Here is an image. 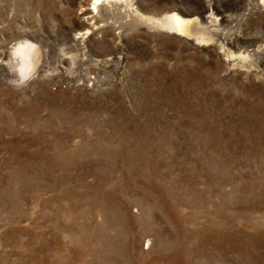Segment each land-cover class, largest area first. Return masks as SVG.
Here are the masks:
<instances>
[{
    "label": "rangeland",
    "instance_id": "1",
    "mask_svg": "<svg viewBox=\"0 0 264 264\" xmlns=\"http://www.w3.org/2000/svg\"><path fill=\"white\" fill-rule=\"evenodd\" d=\"M94 1L0 0V264H264V7Z\"/></svg>",
    "mask_w": 264,
    "mask_h": 264
},
{
    "label": "bare ground",
    "instance_id": "2",
    "mask_svg": "<svg viewBox=\"0 0 264 264\" xmlns=\"http://www.w3.org/2000/svg\"><path fill=\"white\" fill-rule=\"evenodd\" d=\"M117 1H123V0H95L94 1V8L95 10H103L108 5H113ZM259 2V7L262 9L264 7V0H256ZM258 4V3H257ZM263 6V7H262ZM256 7V6H255ZM258 8V7H257ZM91 9L83 5V8H81V17L85 18V15L91 12ZM263 10V9H262ZM212 13V12H211ZM196 14H191L184 10H174L172 11L165 21H163V26L167 27L170 31H175L178 33H184V34H192L193 33V23L198 22L199 20L207 22L209 25L213 23L215 20L214 17L211 14H204L202 16L194 18ZM84 35L82 36H76V38H80L81 40H84ZM188 38V37H187ZM197 39V38H196ZM189 40V39H188ZM198 42V41H197ZM201 45V43H199ZM214 51H216V47L212 48ZM248 52H256L257 48H249L247 49ZM12 52L16 57H19V60H21V68L20 73L22 76H25L29 68L31 67L34 60H37L40 56V52L38 50V47L34 45L32 42H24L20 43L12 48ZM245 55V54H244ZM230 58L236 59L233 55L229 56ZM239 57V56H238ZM241 57V55H240ZM244 61V60H243ZM232 62H234L232 60ZM32 69V68H31Z\"/></svg>",
    "mask_w": 264,
    "mask_h": 264
}]
</instances>
